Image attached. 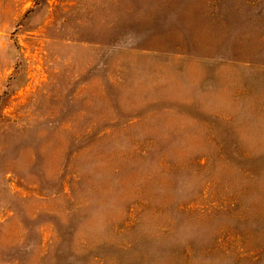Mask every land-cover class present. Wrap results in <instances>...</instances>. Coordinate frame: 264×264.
<instances>
[{"label": "rangeland", "instance_id": "obj_1", "mask_svg": "<svg viewBox=\"0 0 264 264\" xmlns=\"http://www.w3.org/2000/svg\"><path fill=\"white\" fill-rule=\"evenodd\" d=\"M0 264H264V0H0Z\"/></svg>", "mask_w": 264, "mask_h": 264}]
</instances>
